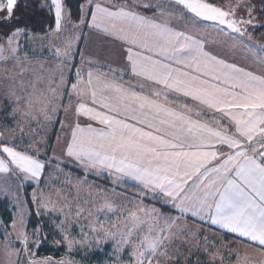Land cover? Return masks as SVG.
<instances>
[{"label": "snow or ice", "instance_id": "snow-or-ice-1", "mask_svg": "<svg viewBox=\"0 0 264 264\" xmlns=\"http://www.w3.org/2000/svg\"><path fill=\"white\" fill-rule=\"evenodd\" d=\"M242 4L246 19L237 15ZM65 7L63 0H47L54 15L48 35L72 23L113 44L115 59L101 64L81 52L75 81H67L64 65L80 37L66 38L63 48L54 47L60 63L49 75L26 78L30 61L20 56L19 38L32 39L33 30L21 26L19 0H0V27L6 28L0 86L17 108L23 101L26 115L59 123L66 132L56 137L60 154L53 148L51 155L43 139L23 144L0 132V174L39 184L48 171L61 172L67 158L86 173H106L114 184L131 181L139 203L128 208L126 231L116 240L117 252L128 259L117 257L116 264H179V249H170L187 234L189 218L200 222L201 231L234 234L241 245L264 254V44L249 43L250 27H256L252 7L244 0L226 6L212 0H86L76 22ZM209 30L216 35L211 42ZM222 51L240 52L249 66ZM61 113L65 119L55 120ZM33 197L38 215L55 210L43 192ZM103 208L112 211L113 205L106 201ZM12 229L15 242L6 232L4 244L16 264L21 256L26 264H53L31 250L39 247L38 229L32 242L26 228L16 230L15 219ZM64 241L71 251L76 242L67 235ZM228 251L235 264H253ZM205 252L208 264H224L219 253Z\"/></svg>", "mask_w": 264, "mask_h": 264}, {"label": "rangeland", "instance_id": "rangeland-1", "mask_svg": "<svg viewBox=\"0 0 264 264\" xmlns=\"http://www.w3.org/2000/svg\"><path fill=\"white\" fill-rule=\"evenodd\" d=\"M23 1L20 0V3ZM76 1L78 0H74ZM63 2L66 6V0ZM85 2L86 0H83L81 5ZM212 2L226 6L234 5L237 0H212ZM244 3L252 7V14L256 21L255 29L250 27L254 42L252 43L264 44V35H255L262 24L258 0H244ZM43 4L47 8V0H43ZM65 11L70 13L67 6ZM147 14L151 15L150 12ZM237 15L247 18L243 4L237 11ZM71 21L76 22L72 19ZM84 30L81 32L74 29L72 23H66L64 31L56 36L48 35L47 31L34 33L32 39L21 36L19 38L20 56L30 61V64L25 65L29 69L25 77H32L34 74L49 75V70L60 63L55 58L52 48L54 46L63 48L61 43H65L66 38L81 37ZM5 31V27H0V39L5 35ZM96 42L100 44L99 41ZM96 42L93 43L94 46ZM89 55L93 54L89 51ZM73 60L72 57L70 62ZM69 71L64 67V76L67 81ZM6 91L4 86H0V132L15 142L23 144L30 143L33 138L43 139L46 144H42V147L47 149L49 155L53 148L56 149L57 154H60L61 145L57 143L56 137L59 134L63 139L66 132H61L59 123L50 126L42 117L38 122L37 119L26 115L23 101L17 108L15 99L8 97L5 94ZM54 119L64 120L65 116L61 113ZM67 119L69 122L72 121L71 114ZM21 129H23L22 132ZM60 167L62 171L59 173L48 171L42 175L39 184L32 180L25 181L22 178L5 177L0 174V264H16L15 255L4 244L6 232L11 233L9 239L14 242L16 240L12 229L14 219L17 231L26 228L30 242L37 239L33 236V232L39 230V247L31 249L37 259L50 257L53 264L61 260L70 261L71 264H116L117 257L127 261L128 257L125 253L117 252L116 240L126 231L125 216L128 208L139 203L133 199L137 191L128 190L126 186L136 189L137 187L128 182L114 184L112 178L106 173L99 176L91 172L86 173L83 168L76 166L67 158ZM34 192H43L46 197H50L51 201L55 202V210L40 209L41 214L38 215L37 205L33 202ZM106 201L113 205L112 211L103 208ZM145 203L149 202L145 200ZM21 217H23V223H21ZM188 223L187 234L181 236L170 249L171 252L179 249V264H208L210 257L205 252V247L210 248L213 253L222 255L224 264H235V257L230 256L229 249L239 251L242 256L246 255L253 264H261L260 259L251 255L260 253L256 249L248 248L247 245H241L237 241L226 243L221 234L207 231V229L201 231L199 223L192 221ZM94 228L96 231H93ZM105 232L116 234L115 239L105 238ZM192 233H196L199 239L197 240ZM65 235L76 242L71 251L64 241ZM204 235H207V240L204 239ZM197 244L199 247L196 246ZM44 249H53L52 255H45ZM96 255H100V258L96 259ZM26 261L27 257L21 256V264H26ZM215 264H220L219 259Z\"/></svg>", "mask_w": 264, "mask_h": 264}, {"label": "crops", "instance_id": "crops-1", "mask_svg": "<svg viewBox=\"0 0 264 264\" xmlns=\"http://www.w3.org/2000/svg\"><path fill=\"white\" fill-rule=\"evenodd\" d=\"M148 15H150V14H148ZM209 31H210V35H209L208 39L211 42L212 40L216 39V35L214 32H211V30H209ZM96 41H99L100 44H98ZM94 42L97 43L95 46L93 45ZM250 42L251 43L253 42V38H252V40H250ZM61 45L64 47L65 43H61ZM73 47H75V48H73V56H72L74 60L72 62L64 65V67L67 70H70L69 71V78H68V81H70V82L75 81L76 69H77V67L80 66V63H81V55H80L81 52H83L85 58H91L93 60H97V61L101 62V64L105 63L109 59H115V57L110 56V52L113 50L114 45L111 44L109 41H107L104 37L98 35L96 32H92V31H89L87 29L84 30L83 35L79 38L78 41L74 40ZM52 51H54V48H52ZM89 51L93 55H89ZM220 54L226 56V58H228V59H235V62L238 64H242L246 67L249 66V61L245 60L240 52H235L233 55L230 52H223L222 51ZM83 70L86 72L88 70V66L85 65ZM128 183H130L131 185H134L131 181H128ZM189 221L200 224V222L194 220V218H189ZM213 231L216 233H219V234H221V232H222V230H219V229H214ZM224 234H227V235L234 237V234H230V233H224ZM237 242H239V241H237ZM251 255H252V257L258 258V259H260V261L264 262V254L259 253V254H251Z\"/></svg>", "mask_w": 264, "mask_h": 264}, {"label": "trees", "instance_id": "trees-1", "mask_svg": "<svg viewBox=\"0 0 264 264\" xmlns=\"http://www.w3.org/2000/svg\"><path fill=\"white\" fill-rule=\"evenodd\" d=\"M80 1V2H79ZM83 0H66V6L70 11L71 19L77 21V18L80 14V6ZM259 3V16L261 22L264 23V0H258ZM43 5V6H42ZM18 17L21 23V26L27 25L29 29L33 30V33H44L47 31L49 25L54 26V15L49 12L43 4V0H24L23 3H20L19 0V13ZM6 34V31H5ZM256 36L264 35V27H260L256 33ZM128 190L137 189L132 186H126ZM225 242L229 243L231 241H239V239L232 237L227 234L222 235ZM53 249H44L43 253L45 255H52ZM96 259L100 258V255L95 256Z\"/></svg>", "mask_w": 264, "mask_h": 264}]
</instances>
